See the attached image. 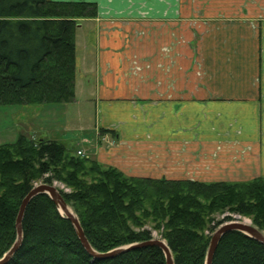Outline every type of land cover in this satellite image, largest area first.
Returning <instances> with one entry per match:
<instances>
[{"label": "crops", "instance_id": "0c3cea01", "mask_svg": "<svg viewBox=\"0 0 264 264\" xmlns=\"http://www.w3.org/2000/svg\"><path fill=\"white\" fill-rule=\"evenodd\" d=\"M87 1L74 102L97 124L77 152L129 176L264 177V0Z\"/></svg>", "mask_w": 264, "mask_h": 264}, {"label": "trees", "instance_id": "16d2710c", "mask_svg": "<svg viewBox=\"0 0 264 264\" xmlns=\"http://www.w3.org/2000/svg\"><path fill=\"white\" fill-rule=\"evenodd\" d=\"M97 14L94 1L0 0V106L73 102L79 19ZM37 180H58L71 188L59 189L100 252L152 239L146 227L152 222L167 241L174 264H205L211 238L206 230L213 232L230 216L217 220V214L251 216L264 231V177L199 181L129 176L69 150L60 140L19 133L16 141L0 144V258L16 240L19 208ZM23 233L21 246L6 264H167L157 245L95 259L47 193L29 202ZM212 264H264V243L229 232Z\"/></svg>", "mask_w": 264, "mask_h": 264}, {"label": "rangeland", "instance_id": "374dc122", "mask_svg": "<svg viewBox=\"0 0 264 264\" xmlns=\"http://www.w3.org/2000/svg\"><path fill=\"white\" fill-rule=\"evenodd\" d=\"M80 21L81 19H79V22ZM92 83L95 85L94 79ZM81 98L82 97L78 98L79 102L73 101L66 104L67 107L64 103L0 106V144L14 142L18 134L23 133L33 139L44 136L60 140L72 151H75L77 147L86 146L87 144L81 142L84 136L93 138V140L95 139V128L97 124L96 110L92 97H88L89 99L85 98L84 100ZM90 99L93 101H90ZM79 112L82 114V122L76 121L79 117L77 116ZM88 153V151L83 152L84 155H89ZM93 156L94 155L91 154V157ZM41 183L43 182L37 180L35 186ZM53 184L66 192L71 190V188L62 181L56 180ZM227 215H230L229 219L222 220V223L229 221H249L248 224L254 225L251 216H245L239 213L225 212L223 214H217L216 219H224ZM212 224H214V222ZM146 227L152 230L154 237L164 239L161 236V232L154 228L152 222H147ZM214 231L210 232L206 230V232L211 235Z\"/></svg>", "mask_w": 264, "mask_h": 264}, {"label": "water", "instance_id": "95a60500", "mask_svg": "<svg viewBox=\"0 0 264 264\" xmlns=\"http://www.w3.org/2000/svg\"><path fill=\"white\" fill-rule=\"evenodd\" d=\"M47 193L50 197L55 201L61 213L67 216L73 223L75 230L81 240L82 245L87 250V252L93 256L95 259H107L115 257L123 252L129 251L131 249H136L140 247H145L148 245H157L163 249L166 255L167 264H174V258L172 251L166 242V240L162 238L153 237L152 239L135 242L130 244L121 245L110 249L106 252H100L96 250L92 244L89 242L85 232L81 226L78 215L75 213L73 208L66 202L62 192L59 188H57L54 184L49 183H41L39 185L34 186L30 192L24 197L21 206L19 208V212L16 220V228H17V237L13 245L8 249V251L0 258V264L8 263L11 258L14 256L16 251L22 244L24 233H23V218L26 211V208L29 202L35 196ZM71 209V210H69ZM232 231H240L244 234L258 240L261 243H264V231L260 230L258 227L247 224L242 221H229L222 223L218 226V228L211 235L209 246L207 250V255L205 259V264H212L215 252L218 248V245L222 238L229 232Z\"/></svg>", "mask_w": 264, "mask_h": 264}, {"label": "built area", "instance_id": "2783aa9c", "mask_svg": "<svg viewBox=\"0 0 264 264\" xmlns=\"http://www.w3.org/2000/svg\"><path fill=\"white\" fill-rule=\"evenodd\" d=\"M78 153H79V154H83V152H82V151H78Z\"/></svg>", "mask_w": 264, "mask_h": 264}, {"label": "bare ground", "instance_id": "6f19581e", "mask_svg": "<svg viewBox=\"0 0 264 264\" xmlns=\"http://www.w3.org/2000/svg\"><path fill=\"white\" fill-rule=\"evenodd\" d=\"M70 210V209H69ZM246 222V221H245ZM247 224L249 223V221L248 222H246Z\"/></svg>", "mask_w": 264, "mask_h": 264}]
</instances>
